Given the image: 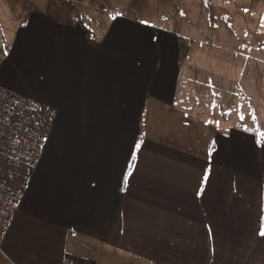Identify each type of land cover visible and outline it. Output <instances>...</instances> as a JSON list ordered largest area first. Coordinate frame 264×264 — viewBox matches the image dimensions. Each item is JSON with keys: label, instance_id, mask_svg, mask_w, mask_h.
<instances>
[{"label": "crops", "instance_id": "0c3cea01", "mask_svg": "<svg viewBox=\"0 0 264 264\" xmlns=\"http://www.w3.org/2000/svg\"><path fill=\"white\" fill-rule=\"evenodd\" d=\"M39 2L14 0L0 35V88L53 120L37 166L1 172L26 189L0 264H264V129L200 121L187 101L227 87L217 72L238 84L243 40L197 55L190 35L109 8L101 25L91 0L84 17Z\"/></svg>", "mask_w": 264, "mask_h": 264}, {"label": "rangeland", "instance_id": "374dc122", "mask_svg": "<svg viewBox=\"0 0 264 264\" xmlns=\"http://www.w3.org/2000/svg\"><path fill=\"white\" fill-rule=\"evenodd\" d=\"M45 1L51 9L52 7L60 9L62 5L71 4L73 10H76L81 17H84L85 10L90 12V7L84 5L85 1L90 2V0ZM91 1L96 7L102 4V12L98 15L88 13L86 16L97 22L100 19L101 25L105 24L106 18L109 17L104 11L109 8L113 12L111 14L116 16L119 14L142 23L163 25L180 36L183 42H187L190 35L199 41L197 46L193 47L197 55L205 52L204 41L208 38H212L213 41L222 38L229 43L241 38L243 41L239 42V53L244 51L242 54L246 57L242 55L241 58L245 64L238 84L232 82L231 74L226 71L224 74L217 72L215 80L226 83L227 87L218 84L219 87H215V93L208 94L205 93L206 82L201 83L197 87L198 93L194 92V96L187 100H190L188 108L191 114H196L200 121L213 120L214 122L220 121L227 126L247 127L253 130L264 129V0ZM13 2L14 0H0V14L4 17L1 22L6 25L0 27V35L5 37L4 39H7L6 37L15 28L10 21V16L7 18L5 11L12 6ZM41 3L37 4L41 6ZM97 18L99 19L96 20ZM1 44L0 37V47ZM216 53L220 55V50ZM236 74L238 72L234 71V75ZM219 88L226 90V93L219 92Z\"/></svg>", "mask_w": 264, "mask_h": 264}, {"label": "built area", "instance_id": "2783aa9c", "mask_svg": "<svg viewBox=\"0 0 264 264\" xmlns=\"http://www.w3.org/2000/svg\"><path fill=\"white\" fill-rule=\"evenodd\" d=\"M3 59L0 48V65ZM52 122L51 114L35 101L0 88V242L26 189L25 185L13 188L3 179V167L11 164L34 169L44 153Z\"/></svg>", "mask_w": 264, "mask_h": 264}]
</instances>
